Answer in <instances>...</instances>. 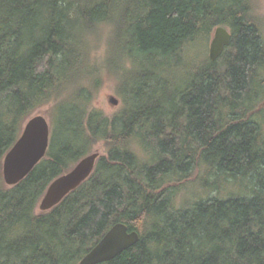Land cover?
I'll return each instance as SVG.
<instances>
[{
    "label": "trees",
    "instance_id": "obj_1",
    "mask_svg": "<svg viewBox=\"0 0 264 264\" xmlns=\"http://www.w3.org/2000/svg\"><path fill=\"white\" fill-rule=\"evenodd\" d=\"M220 25L232 42L212 61L204 43ZM102 72L124 102L112 115L94 104ZM263 73L254 0H0V264H79L117 221L140 240L99 264H264ZM45 106L46 156L8 186L4 156ZM99 143L92 175L39 211ZM190 180L207 196L177 205Z\"/></svg>",
    "mask_w": 264,
    "mask_h": 264
},
{
    "label": "water",
    "instance_id": "obj_2",
    "mask_svg": "<svg viewBox=\"0 0 264 264\" xmlns=\"http://www.w3.org/2000/svg\"><path fill=\"white\" fill-rule=\"evenodd\" d=\"M232 33L224 25L216 27L210 42L209 58L216 61L232 42ZM109 102L118 105L120 99L109 96ZM51 138V123L45 114L31 115L22 132L6 152L2 174L8 186L23 180L46 156ZM101 153L93 150L78 160L67 172L56 177L47 187L38 203L39 211H49L72 191L84 183L94 172ZM140 240L137 230H130L127 223L117 221L81 257L79 264H99L114 259L120 253L135 246Z\"/></svg>",
    "mask_w": 264,
    "mask_h": 264
},
{
    "label": "rangeland",
    "instance_id": "obj_3",
    "mask_svg": "<svg viewBox=\"0 0 264 264\" xmlns=\"http://www.w3.org/2000/svg\"><path fill=\"white\" fill-rule=\"evenodd\" d=\"M254 3H255V10L261 19L262 41L264 43V0H254ZM213 36H214V32L211 34L208 42L204 43V49L206 50H204L205 52L203 54V57H205L206 53H207V56H209V47H210V42ZM94 46L95 47H94L93 54L97 56V58L99 59L98 61L103 60V57H105V50H106L105 34L104 36L101 37L99 41L95 43ZM102 74H103V79H104V85L101 87L100 92L98 93L94 104L97 107H100L101 109H103L107 114L112 115L115 112H117L124 103L122 96L118 92L119 81H118V78H116L114 75L108 72H102ZM262 80H264V73L258 77V81H262ZM261 89L264 92V86H261ZM263 92L258 97V100L260 99V101L257 103L255 112H259L256 115V118L259 120V122L262 123L263 129H264V93ZM110 95H115L120 99V102L118 105H113L112 103L109 102ZM37 113L45 114L48 117L49 121H51L50 106L42 107L35 114ZM96 149H98L101 154L106 155L107 151L103 143H99L95 145L93 150H96ZM136 150L139 152L141 156L145 157V153L141 151V148L139 146H136ZM197 176H198L197 173H195L193 175V178ZM174 186H178V183L174 184ZM227 188H228V185H226V183L224 182L223 189L226 190ZM168 193L169 192L165 193V195H167ZM207 193H208V189L202 186L200 180H196V181L193 180V182L190 180L184 183L181 189H178L176 191L175 194H180V195L175 197L176 198L175 203L177 205L181 204L183 196H184L183 198L185 199L183 203H185L186 201H189L191 203L197 199H201L202 197H205ZM213 193L215 192L209 191L210 195H212Z\"/></svg>",
    "mask_w": 264,
    "mask_h": 264
},
{
    "label": "bare ground",
    "instance_id": "obj_4",
    "mask_svg": "<svg viewBox=\"0 0 264 264\" xmlns=\"http://www.w3.org/2000/svg\"><path fill=\"white\" fill-rule=\"evenodd\" d=\"M164 61V60H163ZM162 63V62H161Z\"/></svg>",
    "mask_w": 264,
    "mask_h": 264
}]
</instances>
